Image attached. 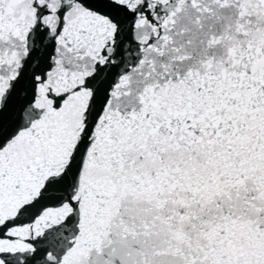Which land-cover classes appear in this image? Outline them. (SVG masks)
Returning <instances> with one entry per match:
<instances>
[{
  "label": "snow or ice",
  "instance_id": "snow-or-ice-1",
  "mask_svg": "<svg viewBox=\"0 0 264 264\" xmlns=\"http://www.w3.org/2000/svg\"><path fill=\"white\" fill-rule=\"evenodd\" d=\"M0 264H264V0H0Z\"/></svg>",
  "mask_w": 264,
  "mask_h": 264
}]
</instances>
